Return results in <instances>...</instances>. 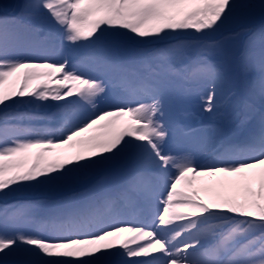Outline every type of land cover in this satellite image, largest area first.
Returning a JSON list of instances; mask_svg holds the SVG:
<instances>
[{"label":"snow or ice","instance_id":"snow-or-ice-1","mask_svg":"<svg viewBox=\"0 0 264 264\" xmlns=\"http://www.w3.org/2000/svg\"><path fill=\"white\" fill-rule=\"evenodd\" d=\"M257 11L0 0V264H264V47L231 67L213 39Z\"/></svg>","mask_w":264,"mask_h":264},{"label":"trees","instance_id":"trees-1","mask_svg":"<svg viewBox=\"0 0 264 264\" xmlns=\"http://www.w3.org/2000/svg\"><path fill=\"white\" fill-rule=\"evenodd\" d=\"M253 2L258 4L260 3V0H253ZM0 15H2V13H0ZM262 28H264V17H262L259 11H257L255 14L249 17L230 23L227 28L223 30L222 34H213V39L221 42L227 39H231L235 42L236 46L234 54H232V60L236 65L234 66L237 67L241 59L244 57H254L258 62L259 53L261 51V48L264 47V33H262L261 31ZM185 31L187 34H192L194 32V30L192 29H188ZM247 78L248 76L242 73L238 76V79L241 82H243ZM225 91L228 92L229 89L226 88ZM199 103L200 101H198L197 106H199ZM26 110L27 109L23 107L19 109V111L21 112ZM34 123L35 122H25L23 126L33 127L32 125ZM205 123H208V120H206ZM224 123H226L229 128L237 127L236 123L232 122L231 120L225 121ZM197 126H199V124ZM54 199H60V197L55 196L54 193L46 191H26L23 193H19L15 198V200L19 202L37 203L38 207L34 211L38 216H42L49 211L50 205ZM12 202L15 201L10 200V203Z\"/></svg>","mask_w":264,"mask_h":264},{"label":"rangeland","instance_id":"rangeland-1","mask_svg":"<svg viewBox=\"0 0 264 264\" xmlns=\"http://www.w3.org/2000/svg\"><path fill=\"white\" fill-rule=\"evenodd\" d=\"M15 0H10V3H14ZM7 2H9V0H7ZM223 48H224V56L222 57V61L228 65H230L231 67H235L236 65L234 64L233 60H232V54H234V50H235V42L231 39H227L224 40L223 42ZM235 65V66H234ZM196 100V97L194 95H192L183 105V108H189L190 106L194 105V101ZM204 118V114H202L200 112V114L198 115V118L196 119L195 117H193V115H191V119L189 120V122L191 124H194L196 121L198 120H202ZM39 126H42L39 124ZM228 136L233 139V140H242L244 138V132L243 130L239 129V128H234L231 131H229ZM197 161H200V156L197 155L196 156Z\"/></svg>","mask_w":264,"mask_h":264}]
</instances>
